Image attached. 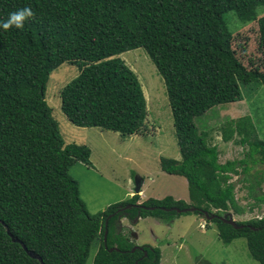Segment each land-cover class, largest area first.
<instances>
[{
  "label": "trees",
  "instance_id": "trees-1",
  "mask_svg": "<svg viewBox=\"0 0 264 264\" xmlns=\"http://www.w3.org/2000/svg\"><path fill=\"white\" fill-rule=\"evenodd\" d=\"M25 6L34 14L22 27H0V264H41L29 251L44 264H85L93 242V264H159V249L131 252L134 244L114 233L118 217L169 221L182 214L167 211L173 207L196 208L186 213L204 218L243 215L232 176L247 183L255 200L250 212L264 205V171L254 170L264 166V141L251 118L222 127L223 141L236 134L247 147L243 158L224 163L194 124L215 106L241 101V86H264V61L258 68L251 56L242 60L247 52L264 60V0H0V21ZM229 12L245 27L231 31ZM139 48L164 80L181 155L161 158L160 167L187 180L190 202L166 196L138 204L133 194L92 215L69 175L77 162L92 166L91 150L63 140L46 101L47 81L63 64L77 67L78 77L59 92L68 121L130 137L145 126L146 100L120 55ZM208 221L225 244L244 238L250 257L264 264V218L236 222L239 229L218 217Z\"/></svg>",
  "mask_w": 264,
  "mask_h": 264
},
{
  "label": "rangeland",
  "instance_id": "rangeland-1",
  "mask_svg": "<svg viewBox=\"0 0 264 264\" xmlns=\"http://www.w3.org/2000/svg\"><path fill=\"white\" fill-rule=\"evenodd\" d=\"M263 13L264 7H261L258 14ZM225 17L231 31L245 27L234 12ZM250 56L254 66L260 68L264 61L262 56L255 57L247 52L242 60H250ZM120 58L137 75L146 100L145 126L140 133L130 137L95 127H77L68 121L61 109L59 92L78 77L77 67L61 65L50 73L46 85V101L65 143L86 145L91 150L92 166L77 162L70 167L69 175L78 182L81 199L92 215L126 201L128 192L135 193L137 179L144 182L138 193V204L142 202L141 192L145 201L153 197L161 200L166 196L189 200L187 180L168 175L160 167L161 158H181L164 80L143 49L127 51ZM241 91L243 99L240 102L215 106L194 118L198 134H206L208 143L217 146L220 163L241 159L247 150L239 144V135L234 134L230 141H223L222 127L228 120L249 116L258 139L264 141V86L256 83L241 86ZM258 169L264 171V166H255L254 170ZM230 182L235 183L236 198L247 209L243 215L231 213L233 220L264 218V205L249 211L255 200L249 196L247 183L239 181L237 176H232ZM261 188L264 192V184ZM137 219L118 217L114 233L122 234L134 247L148 245L159 249V264H260L250 257L244 238L223 243L216 224L198 214L182 213L169 221L155 217L140 218L138 222ZM97 250L98 243L93 242L85 264H93Z\"/></svg>",
  "mask_w": 264,
  "mask_h": 264
},
{
  "label": "water",
  "instance_id": "water-1",
  "mask_svg": "<svg viewBox=\"0 0 264 264\" xmlns=\"http://www.w3.org/2000/svg\"><path fill=\"white\" fill-rule=\"evenodd\" d=\"M142 184H143L142 180H138L137 179L136 188H135V193L134 194H138L141 191ZM132 206H136V205H126L122 209L123 210L130 209V208H132ZM144 208H146V207H144ZM147 209L154 210L155 208L151 207V208H147ZM161 209L167 210V209H164V208H161ZM195 209L196 208H192V207L183 208V209H180V208H177V207H173V208L168 209L167 211H175L177 214H181V213H186V212H194ZM204 216H205L206 220H212L213 218L218 217L219 220L231 225L235 229H239V228L243 227V225H237L236 221H234L233 218H232V214H227V215H224L222 217H219L217 215H214V214L213 215H209L207 212H204ZM107 223H108V220H106L105 227H107ZM106 235H107V228H105V235H104V241L105 242H106ZM12 240L14 242H18V239L15 238V237H12ZM136 249L143 250L144 251V255L145 256L147 255V251L144 250V248L142 246H135L130 251L134 252ZM113 250H119V249L116 248V247H113V248L109 249V251H113ZM28 254H29V256H31L33 258H37L40 261L41 264H44L42 262V259L39 256H37L36 254H34L32 251H29Z\"/></svg>",
  "mask_w": 264,
  "mask_h": 264
},
{
  "label": "clouds",
  "instance_id": "clouds-1",
  "mask_svg": "<svg viewBox=\"0 0 264 264\" xmlns=\"http://www.w3.org/2000/svg\"><path fill=\"white\" fill-rule=\"evenodd\" d=\"M33 11L30 7L25 6L11 11L8 14L7 19L0 21V27L8 29L12 26L17 28L22 27L27 18L33 15Z\"/></svg>",
  "mask_w": 264,
  "mask_h": 264
},
{
  "label": "crops",
  "instance_id": "crops-1",
  "mask_svg": "<svg viewBox=\"0 0 264 264\" xmlns=\"http://www.w3.org/2000/svg\"><path fill=\"white\" fill-rule=\"evenodd\" d=\"M239 102H240V101H239ZM236 103H237V102H236ZM236 103H233L232 105H234V104H236ZM171 176H174V175H171ZM143 184H144V182H143ZM143 184H142V186H143ZM187 184H188V183H187ZM141 188H142V187H141ZM128 194H129V197H131L134 193H133V192H130V193L128 192ZM125 195H127V193H126ZM141 197H142V198H141V199H142L141 201L144 202L145 199H143L144 195L142 194V192H141ZM153 198H154V197H153ZM173 198H174V197H173ZM154 199H155V198H154ZM176 200H179V199L177 198ZM188 201H189V200H187V202H188ZM142 202H140V203H142ZM185 202H186V201H185ZM125 219H126V217H125ZM139 219H140V218L137 219V222L139 221ZM143 219H145V218H143Z\"/></svg>",
  "mask_w": 264,
  "mask_h": 264
},
{
  "label": "flooded vegetation",
  "instance_id": "flooded-vegetation-1",
  "mask_svg": "<svg viewBox=\"0 0 264 264\" xmlns=\"http://www.w3.org/2000/svg\"><path fill=\"white\" fill-rule=\"evenodd\" d=\"M141 204V203H140ZM136 206H138V205H136ZM145 256V255H144Z\"/></svg>",
  "mask_w": 264,
  "mask_h": 264
},
{
  "label": "built area",
  "instance_id": "built-area-1",
  "mask_svg": "<svg viewBox=\"0 0 264 264\" xmlns=\"http://www.w3.org/2000/svg\"><path fill=\"white\" fill-rule=\"evenodd\" d=\"M202 226H204V225H202Z\"/></svg>",
  "mask_w": 264,
  "mask_h": 264
}]
</instances>
